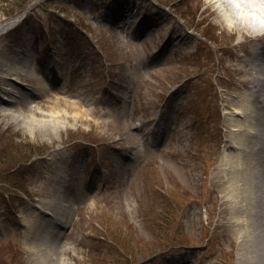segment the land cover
<instances>
[{
  "label": "rangeland",
  "instance_id": "1",
  "mask_svg": "<svg viewBox=\"0 0 264 264\" xmlns=\"http://www.w3.org/2000/svg\"><path fill=\"white\" fill-rule=\"evenodd\" d=\"M205 3L0 0V264L209 261L215 196L190 174L221 155L245 92L235 69L264 35L220 31ZM8 87L29 100L9 106ZM49 201L69 207L61 237L36 210Z\"/></svg>",
  "mask_w": 264,
  "mask_h": 264
},
{
  "label": "bare ground",
  "instance_id": "2",
  "mask_svg": "<svg viewBox=\"0 0 264 264\" xmlns=\"http://www.w3.org/2000/svg\"><path fill=\"white\" fill-rule=\"evenodd\" d=\"M205 12L212 15L208 7ZM5 26L0 28V33ZM239 34L249 36L247 33ZM31 61L33 59L29 62ZM5 69L4 73H16L14 69ZM235 70L242 74L239 83L245 92L240 93L234 102L227 104L230 108L235 107V110L229 117L230 130L225 131L227 138L224 149L220 156L216 155L206 161L203 175L196 170L190 174L193 183L196 182L199 187L203 183L208 194L215 196L216 205L208 208V221L211 224L217 220L212 235V239L216 240L211 251H208L211 258L206 264H264V55H254L246 61L240 59ZM13 80L15 79H7L16 84ZM44 88L47 89V86H43ZM239 90L240 87L237 86L236 91ZM3 94V99H7L9 106L16 104L12 96L25 98L26 101L30 98L28 94L20 96L10 87L4 88ZM29 104V108L33 110L35 105L32 102ZM4 111L16 121L23 120V125L29 130L38 125L56 132L60 126L53 116L25 119L20 111L12 108ZM199 154L201 152L197 150L193 153V158L197 159ZM178 184L184 187L181 181ZM53 204L54 201H49L46 210L43 211L40 207H36V210L52 217L51 230L47 228V231L60 236L66 227L65 219L69 208L67 204H63L61 214L56 217L52 212ZM197 216L199 219V214ZM195 239L201 241L202 235L195 236ZM57 242L58 248L62 249L61 240ZM224 243L228 245L227 250L222 247ZM54 248V244L46 246L47 254L51 255Z\"/></svg>",
  "mask_w": 264,
  "mask_h": 264
},
{
  "label": "clouds",
  "instance_id": "3",
  "mask_svg": "<svg viewBox=\"0 0 264 264\" xmlns=\"http://www.w3.org/2000/svg\"><path fill=\"white\" fill-rule=\"evenodd\" d=\"M220 31L264 35V0H206Z\"/></svg>",
  "mask_w": 264,
  "mask_h": 264
},
{
  "label": "trees",
  "instance_id": "4",
  "mask_svg": "<svg viewBox=\"0 0 264 264\" xmlns=\"http://www.w3.org/2000/svg\"><path fill=\"white\" fill-rule=\"evenodd\" d=\"M19 8H18V12H16L14 15H12V16H16V15H18V14H21L22 12H23V10H24V8H25V5H19L18 6ZM10 16V15H9ZM11 17V16H10ZM20 155H21V153H20Z\"/></svg>",
  "mask_w": 264,
  "mask_h": 264
}]
</instances>
